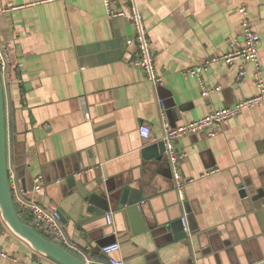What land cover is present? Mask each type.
Masks as SVG:
<instances>
[{"label":"crops","instance_id":"1","mask_svg":"<svg viewBox=\"0 0 264 264\" xmlns=\"http://www.w3.org/2000/svg\"><path fill=\"white\" fill-rule=\"evenodd\" d=\"M115 1L128 17H110L103 0H0L11 10L0 12V41L20 71L5 90L9 170L24 190L42 177L44 190L32 198L60 210L71 244L99 260L117 241L126 264H264V104L224 122L214 137L175 141L186 155L180 171L189 181L193 247L170 228L182 212L167 159L146 160L142 151L164 137L159 100L175 128L259 93L251 64L240 82L242 62L210 64L201 80L221 91L208 97L190 71L242 44L241 7L261 38L264 71V0H135L162 78L157 89L130 63L138 58L130 0ZM142 125L151 142L140 137ZM71 176L89 189L141 192L140 222L110 212L113 226L106 218L76 225ZM0 248L14 259L0 264H57L16 235L1 211Z\"/></svg>","mask_w":264,"mask_h":264},{"label":"built area","instance_id":"2","mask_svg":"<svg viewBox=\"0 0 264 264\" xmlns=\"http://www.w3.org/2000/svg\"><path fill=\"white\" fill-rule=\"evenodd\" d=\"M107 13L110 17H128L126 11H119L116 8L115 0H103ZM130 14L129 17L133 21L136 43L138 47V58L135 61H131L132 65L142 69L147 79L151 82L154 89L161 84L162 78L158 75L155 66V57L152 52L151 43L147 37V31L144 24L143 16L141 15L135 0H130ZM10 9L0 7L1 13H8ZM240 13L242 18V36L243 42L241 45L234 43L230 51L219 58L212 59L211 63L199 67L195 70H191L192 75L198 76L201 81L202 96L208 97L213 93L221 91L220 87L207 88L204 82L201 80V73L209 69L210 64H216L224 62L227 65H235L238 62H242L239 66L238 81L240 82L246 76L245 64H251L254 66V77L259 93L247 99H243L236 103L232 108H221L214 110L205 117L199 119L196 122L189 123L183 126L171 127L167 121L165 103L159 100L160 117L162 120L164 137L162 141L165 144V158L170 167L171 177L173 181L174 192L178 199V204L181 209L180 221L183 225L184 231L188 236V241L191 247H193V232L189 227V212L187 209V183L180 171V161L185 158V154H180L175 147V141L183 138L187 135H197L201 132L206 133L210 137L217 135L221 129V125L233 118L242 114L245 109L253 108L264 104V71L263 63L260 58V45L261 38L259 34L253 29L251 20L248 17L246 7H241ZM134 41H128V44H133ZM0 72L3 79L4 88L10 82L14 74L19 75V70H13L8 51L5 45L0 41ZM139 135L145 143L151 142L152 132L150 127L142 125L139 128ZM9 180L13 199L20 215L24 216L30 221L34 227L39 230L44 236L53 241L56 244L64 246L76 254H78L86 264H126L125 260L120 257L121 244L119 242H113L105 245L101 248V253L106 259L99 260L95 258L90 249L87 251L80 250L74 247L69 241L64 226L61 221L58 210L55 207L46 209L32 198V195H37L44 190L43 178L38 177L34 180V187L32 190H24L19 186L17 175L14 171L9 170ZM59 184V182H57ZM107 225L113 226V218L111 215L106 216ZM0 258L14 260L9 254L0 248ZM193 260L196 263V254L193 253ZM37 264H44L38 262ZM197 264V263H196Z\"/></svg>","mask_w":264,"mask_h":264},{"label":"water","instance_id":"3","mask_svg":"<svg viewBox=\"0 0 264 264\" xmlns=\"http://www.w3.org/2000/svg\"><path fill=\"white\" fill-rule=\"evenodd\" d=\"M165 144L163 141L145 146L142 151L146 160L159 162L165 157ZM71 189L78 188L73 193L75 202L71 220L78 226H85L99 221L110 212L127 218L132 223L141 220L143 211V194L129 187L106 190L101 184L89 189L82 181L77 183L75 177L69 179ZM28 191L27 189H25ZM241 196L248 198L249 194L244 188ZM0 211L12 231L28 242L36 251L53 260L57 264H86L84 260L72 250L54 243L44 236L24 216L20 215L15 205L9 180L8 162V123L6 93L0 72ZM61 221L68 224L67 218L58 210ZM171 230L177 241L188 240L180 219L171 224ZM105 246V245H104Z\"/></svg>","mask_w":264,"mask_h":264}]
</instances>
